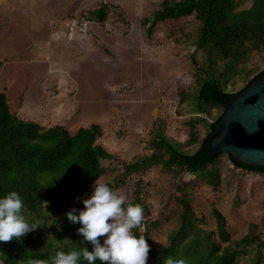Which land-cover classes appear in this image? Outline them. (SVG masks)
<instances>
[{"label":"rangeland","instance_id":"1","mask_svg":"<svg viewBox=\"0 0 264 264\" xmlns=\"http://www.w3.org/2000/svg\"><path fill=\"white\" fill-rule=\"evenodd\" d=\"M251 1L235 0L236 9ZM100 6L106 16L97 21L93 12ZM161 7L162 0H0V91L20 119L43 127L63 125L70 133L100 126L96 142L112 158L101 160L106 170L98 178L125 193L128 202L138 192L148 218L157 222L149 228V246L168 242L178 226L177 197L186 193L221 246L228 241L216 235L213 209L225 217L230 240L256 235L239 264H256L258 258L264 264V249L257 248V241L264 240L263 173L234 166L226 154L203 170L219 173L215 187L206 183L203 171L189 174L175 166L122 172L123 162L153 151L157 130L185 152L198 147L222 112L220 105L197 99L207 71L225 91L237 92L264 68V50L252 51L236 68L224 69L219 58L213 64L208 49L195 46L200 23L194 13L151 25L152 12ZM196 118L197 142L186 144L188 121ZM98 178L79 197L64 199L62 210L81 206ZM43 210L48 223L61 216V209L45 205ZM106 238H98L101 245Z\"/></svg>","mask_w":264,"mask_h":264},{"label":"trees","instance_id":"2","mask_svg":"<svg viewBox=\"0 0 264 264\" xmlns=\"http://www.w3.org/2000/svg\"><path fill=\"white\" fill-rule=\"evenodd\" d=\"M191 13L200 23L195 46L207 48L213 64L219 58L224 62V69L236 68L252 51L264 50V0H252L249 7L242 9H236L235 0H162V7L154 10L153 19L149 20L153 25L156 20L176 19ZM93 14L97 21L103 20L105 6H100ZM261 75H264V68L247 82ZM234 93L225 91L219 78L207 71L205 78L199 81L197 99L220 105L222 112L209 123L198 147L193 152H185L179 143L170 141L157 130L151 139L153 151L123 162V174L130 175L153 164H160L165 169L175 166L196 174L214 163L216 157L212 156L209 130L220 120L226 109L225 103L232 99ZM199 120L188 121L186 144L197 142L195 124ZM99 135L97 123L70 133L63 125L43 127L35 121L20 119L9 110L5 93L0 91V198L12 191L17 192L24 204L22 214L29 223L39 224V228L19 240L0 242V264H28L31 259H43L52 264V258L58 251L67 253L79 251L82 247L92 250V245L77 232L81 225L70 223L65 215L72 209L83 210L84 205L62 210V204L66 198L79 197L93 179L105 172L101 160L112 158V154L96 142ZM231 162L243 170L264 174V167L243 165L235 160ZM202 176L213 187L219 184L217 171L206 170ZM177 201L180 205L178 226L168 234V242L163 247L150 246L146 264H164L167 258L174 261L184 259L186 264H239L240 257L257 239L256 235L248 233L230 240L225 217L213 209L216 235L221 241H228L221 246L211 231L203 226V218L194 212L189 195L181 194ZM44 202H47V208L61 209V216L54 217L52 223L44 221V216H41ZM129 203L143 207V230L141 226L132 231L138 238L144 236L147 242L149 228L156 226L157 222L148 218V210L140 202L137 191L135 199ZM75 214L78 215V211ZM253 226L250 225L251 228ZM257 248L264 249V240L257 241ZM78 264H87V261L81 257ZM94 264L102 262L96 259Z\"/></svg>","mask_w":264,"mask_h":264},{"label":"clouds","instance_id":"3","mask_svg":"<svg viewBox=\"0 0 264 264\" xmlns=\"http://www.w3.org/2000/svg\"><path fill=\"white\" fill-rule=\"evenodd\" d=\"M92 189L90 197L83 199V210L65 213L70 223L81 225L77 232L92 245V250L82 247L79 251H58L52 264H78L81 257L87 264H94L96 259L102 264H146L150 246L144 236L138 238L132 231L142 226L143 207L129 203L125 193L113 190L102 179L98 178ZM23 208V201L15 191L0 198V242L19 240L39 228L37 222L27 221ZM104 236L107 238L101 245L98 238ZM28 264H48V261L31 259ZM164 264H186V261L167 258Z\"/></svg>","mask_w":264,"mask_h":264},{"label":"water","instance_id":"4","mask_svg":"<svg viewBox=\"0 0 264 264\" xmlns=\"http://www.w3.org/2000/svg\"><path fill=\"white\" fill-rule=\"evenodd\" d=\"M225 107L209 130L212 156L264 167V75L247 82Z\"/></svg>","mask_w":264,"mask_h":264},{"label":"bare ground","instance_id":"5","mask_svg":"<svg viewBox=\"0 0 264 264\" xmlns=\"http://www.w3.org/2000/svg\"><path fill=\"white\" fill-rule=\"evenodd\" d=\"M115 81V80H114ZM112 90V89H111ZM120 103V102H119Z\"/></svg>","mask_w":264,"mask_h":264}]
</instances>
